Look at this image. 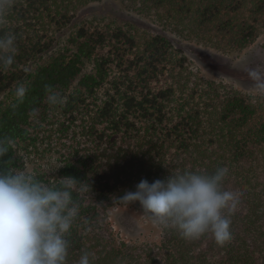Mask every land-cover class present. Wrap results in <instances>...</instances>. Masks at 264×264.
<instances>
[{"label": "trees", "instance_id": "16d2710c", "mask_svg": "<svg viewBox=\"0 0 264 264\" xmlns=\"http://www.w3.org/2000/svg\"><path fill=\"white\" fill-rule=\"evenodd\" d=\"M91 1L15 0L0 25V36H16L14 62L0 65V140L9 147L0 173L89 185L73 194L80 212L67 264L85 252L91 264H264V97L200 77L170 36L241 51L264 34V0H127L163 29L141 43L122 27H75L71 13ZM48 86L65 103L50 105ZM219 167L229 170L223 187L241 193L223 246L211 233L186 240L163 227L159 243L115 235L108 210L142 180Z\"/></svg>", "mask_w": 264, "mask_h": 264}, {"label": "clouds", "instance_id": "9594fccd", "mask_svg": "<svg viewBox=\"0 0 264 264\" xmlns=\"http://www.w3.org/2000/svg\"><path fill=\"white\" fill-rule=\"evenodd\" d=\"M15 0H0V25ZM16 36H0V65L14 62ZM256 87L264 90V73L249 71ZM47 102L62 105L65 98L51 86L46 88ZM27 88L21 84L15 96L21 102ZM35 111V110H33ZM9 150L0 140V157ZM227 167L211 174L185 171L166 180L149 183L142 180L135 192H127L117 203L139 202L155 226L175 229L186 240L211 233L223 246L232 239L231 216L240 200L239 190H226L223 185ZM59 186L49 185L24 171L0 173V264H67L70 242L66 238L80 207L74 192L88 191L89 185L73 177L60 179ZM78 264H91L85 252Z\"/></svg>", "mask_w": 264, "mask_h": 264}, {"label": "rangeland", "instance_id": "374dc122", "mask_svg": "<svg viewBox=\"0 0 264 264\" xmlns=\"http://www.w3.org/2000/svg\"><path fill=\"white\" fill-rule=\"evenodd\" d=\"M75 27L98 26L97 28H124L138 31L143 36L155 35L162 27L151 17L131 8L127 0H95L80 5L71 13ZM127 21L136 23L132 26ZM73 26V25H72ZM69 34L66 35V37ZM173 45L181 51L189 65L206 80L221 82L239 93L264 97V90L256 87L249 71L258 69L264 73V34L247 47L230 52L207 46L194 39L170 35ZM121 43H124L122 40ZM130 50V49H129ZM135 47L130 52H137ZM132 56V54H127ZM161 83V82H160ZM109 220L117 237L126 242H160L162 228L155 226L151 217L130 203L108 210Z\"/></svg>", "mask_w": 264, "mask_h": 264}]
</instances>
